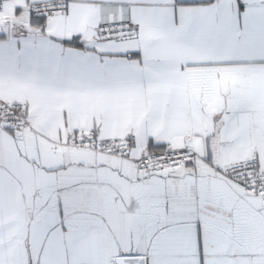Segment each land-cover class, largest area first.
<instances>
[{"label": "snow or ice", "instance_id": "1", "mask_svg": "<svg viewBox=\"0 0 264 264\" xmlns=\"http://www.w3.org/2000/svg\"><path fill=\"white\" fill-rule=\"evenodd\" d=\"M0 264H264V0H0Z\"/></svg>", "mask_w": 264, "mask_h": 264}]
</instances>
